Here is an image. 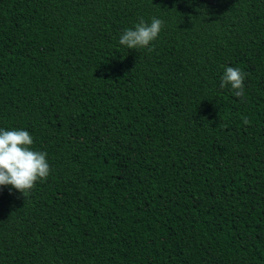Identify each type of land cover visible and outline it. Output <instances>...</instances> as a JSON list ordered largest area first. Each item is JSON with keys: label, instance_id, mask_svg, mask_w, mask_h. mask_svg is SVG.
I'll return each instance as SVG.
<instances>
[{"label": "trees", "instance_id": "obj_1", "mask_svg": "<svg viewBox=\"0 0 264 264\" xmlns=\"http://www.w3.org/2000/svg\"><path fill=\"white\" fill-rule=\"evenodd\" d=\"M0 129L50 165L0 186V264H264V0H0Z\"/></svg>", "mask_w": 264, "mask_h": 264}, {"label": "clouds", "instance_id": "obj_2", "mask_svg": "<svg viewBox=\"0 0 264 264\" xmlns=\"http://www.w3.org/2000/svg\"><path fill=\"white\" fill-rule=\"evenodd\" d=\"M164 21L153 17L150 23L140 18L134 29H125L119 43L128 49L148 48L154 42L162 29ZM247 74L239 67H226L221 78V87L227 85L234 90L236 97L243 98L244 81ZM244 124H249L243 118ZM33 138L25 130L0 129V186L11 185L24 196L33 189L35 182L46 179L50 174V165L47 162V153L33 151Z\"/></svg>", "mask_w": 264, "mask_h": 264}]
</instances>
